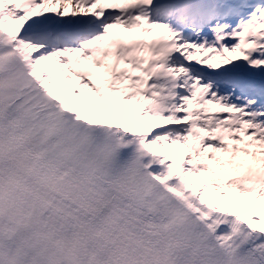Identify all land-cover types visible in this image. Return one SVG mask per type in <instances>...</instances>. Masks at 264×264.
<instances>
[{
    "label": "snow or ice",
    "instance_id": "6c2138e0",
    "mask_svg": "<svg viewBox=\"0 0 264 264\" xmlns=\"http://www.w3.org/2000/svg\"><path fill=\"white\" fill-rule=\"evenodd\" d=\"M0 264H264V0H0Z\"/></svg>",
    "mask_w": 264,
    "mask_h": 264
}]
</instances>
